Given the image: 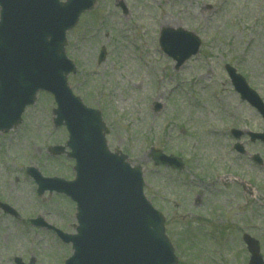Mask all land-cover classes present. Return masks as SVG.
I'll use <instances>...</instances> for the list:
<instances>
[{
    "label": "rangeland",
    "instance_id": "rangeland-1",
    "mask_svg": "<svg viewBox=\"0 0 264 264\" xmlns=\"http://www.w3.org/2000/svg\"><path fill=\"white\" fill-rule=\"evenodd\" d=\"M163 27H182L201 40L199 54L178 71L159 48ZM100 48L106 55L98 64ZM65 51L76 66L68 83L101 113L109 150L142 167L144 193L166 214L178 264H247L244 235L258 242L264 260V168L247 158L222 159L216 146L233 124L263 128L223 67L232 66L264 97V0H96L68 32ZM54 108L52 97L39 93L19 127L0 134V201L19 214H0V264H63L72 253L54 233L28 222L39 217L74 233L72 202L55 193L38 198L24 172L35 167L44 177L73 179V161L48 154L67 140L64 128L52 126ZM154 149L181 155L185 170L155 167ZM258 151L264 160V147ZM227 172L254 183L256 196L245 202L235 186H209Z\"/></svg>",
    "mask_w": 264,
    "mask_h": 264
},
{
    "label": "water",
    "instance_id": "water-1",
    "mask_svg": "<svg viewBox=\"0 0 264 264\" xmlns=\"http://www.w3.org/2000/svg\"><path fill=\"white\" fill-rule=\"evenodd\" d=\"M93 6L94 0H66L65 4L58 0H0V131L8 132L20 124L24 108L34 103L38 91L54 96V124L69 132L66 147L71 150L68 156L76 160L77 179L72 183L44 179L32 168L27 173L40 194L56 191L77 203V235L57 231L64 242L73 245L74 255L65 264H176L162 218L141 196L140 169H130L123 157L107 153L99 113L85 108L67 85L66 77L75 69L64 54V35ZM159 42L178 65L197 54L200 46L196 36L182 29H163ZM103 59L101 53L99 62ZM228 72L242 98L264 112L243 79L231 69ZM63 151L50 149L53 155ZM171 162V158L161 157V163ZM245 242L251 255L249 264H264L257 243L250 238Z\"/></svg>",
    "mask_w": 264,
    "mask_h": 264
},
{
    "label": "flooded vegetation",
    "instance_id": "flooded-vegetation-1",
    "mask_svg": "<svg viewBox=\"0 0 264 264\" xmlns=\"http://www.w3.org/2000/svg\"><path fill=\"white\" fill-rule=\"evenodd\" d=\"M210 144V147L211 149H214V145H213V142L212 141H209L207 142ZM240 144L242 146V149H243V154L240 155V154H237L235 151H233L231 154H228V150H229V147L230 146H234L235 144ZM198 144L195 143V146H197ZM216 146L217 148L219 149L220 151V155L219 157L222 158V159H231V160H234V157L236 158H247L248 160H251V162L253 163L254 166H256L255 164V161L253 160V157L255 155H258L259 151H258V148H262L264 147L262 144H260L259 142L257 141H253L251 140L250 138H248L246 135H242L240 136L239 140L236 141L234 139V136H230V135H222V138L221 140H216ZM212 151V150H211ZM263 163H262V168H264V160H262ZM186 164V163H184ZM257 167V166H256ZM177 172V171H176ZM232 173V172H230ZM215 182L212 181L209 186L212 187V186H215L214 185ZM250 185L254 184L252 182H249ZM254 186V185H253ZM237 187V190L238 192L240 191V189L238 188V186L236 185ZM175 202V201H174ZM174 205V204H173ZM174 208H175V205H174ZM176 212L178 211L177 209L175 210ZM176 216V215H175Z\"/></svg>",
    "mask_w": 264,
    "mask_h": 264
}]
</instances>
